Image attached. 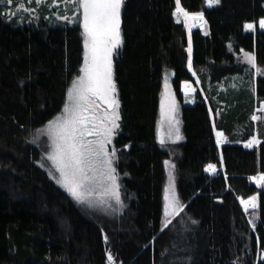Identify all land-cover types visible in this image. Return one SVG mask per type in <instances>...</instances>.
<instances>
[{"label":"trees","instance_id":"1","mask_svg":"<svg viewBox=\"0 0 264 264\" xmlns=\"http://www.w3.org/2000/svg\"><path fill=\"white\" fill-rule=\"evenodd\" d=\"M205 4L181 0L187 11L204 15V29L187 32L183 21L173 19L175 0L123 1L122 44L113 64L120 120L112 146L124 200L109 220L73 201L28 141L30 130L65 101L83 60L82 25L44 19L15 24L0 15V264H108V253L119 264H234L235 242L249 231L239 199L255 193L252 231L261 255L264 183L250 178L264 174V138L244 147L251 135L241 132L252 126L250 114L264 99V29L258 24L264 0ZM246 22L255 30H245ZM238 49L252 53L263 68L254 87L240 77L237 89L212 87L209 94L207 78L217 80L211 73L216 69L232 74ZM164 65L173 71L183 137L176 187L189 225L178 235V223L163 227L161 218L165 150L156 140V118ZM194 77L207 100L198 93L182 104L179 84ZM216 131L225 137L220 143ZM210 163L214 172L205 170Z\"/></svg>","mask_w":264,"mask_h":264},{"label":"snow or ice","instance_id":"2","mask_svg":"<svg viewBox=\"0 0 264 264\" xmlns=\"http://www.w3.org/2000/svg\"><path fill=\"white\" fill-rule=\"evenodd\" d=\"M4 2V0H0ZM12 4L13 0H6ZM78 7L82 9L83 19L81 25L84 35V59L80 74L72 80L67 89V100L62 113L53 120L48 121L46 131L51 141V151L47 159L52 161L59 177L56 182L63 186L67 192L78 202L93 206L95 201L90 199L94 194L100 196V203H106V198H114L116 204H121L119 185L116 181V168L113 159L116 150H108L115 129L119 128L120 102L117 98L116 83L113 79V53L121 46V6L123 0H77ZM209 7L219 4L220 0H206ZM40 4L41 0H35ZM23 11L27 7L17 5ZM15 15V13H13ZM172 15L177 22L183 18L184 26L191 29L189 21H204L202 12H189L181 6V0H175V10ZM67 20L68 18L62 17ZM206 23V21H205ZM259 28L264 29V18L258 22ZM245 30H255V23L246 22ZM188 67L192 69L191 39L188 46ZM245 58L253 67L256 66L255 56L245 52ZM259 71V69H257ZM199 81H197L198 83ZM183 91L188 95L192 89L188 81L183 82ZM164 98L161 100V118L168 121V139L180 140L179 120L175 113L177 105L174 94L169 90L167 78L164 81ZM103 106V107H102ZM253 120L257 117L253 116ZM219 137L222 132L216 133ZM161 145L165 137L159 135ZM252 137L246 147L258 143ZM125 147H128L125 145ZM166 166L174 168L169 161ZM206 171H215L216 165L208 164ZM172 172L169 171V186L164 190V213L171 216L181 211L184 205L180 202L173 185ZM250 179L257 183H264V174ZM257 196L241 199L245 211L251 207H258ZM170 222V221H169ZM195 223V221H193ZM251 223V221H250ZM166 226V225H165ZM255 227V225H253ZM105 242L108 237L104 236ZM108 264H115L111 253L107 256Z\"/></svg>","mask_w":264,"mask_h":264},{"label":"rangeland","instance_id":"3","mask_svg":"<svg viewBox=\"0 0 264 264\" xmlns=\"http://www.w3.org/2000/svg\"><path fill=\"white\" fill-rule=\"evenodd\" d=\"M125 1V0H123ZM205 5H208L206 0H205ZM17 5H21L22 7H27L29 11H23L22 8H18ZM217 5V4H216ZM175 10V9H174ZM201 12V11H198ZM15 13V15H13ZM0 15L4 17L6 21H9L11 23L15 24H21V23H37L40 19H44L49 22H66V23H72V22H79L81 25V21L83 19L82 16V9L78 7V2L77 0H41L40 4H36L35 0H13L12 4H7L6 0L4 2H0ZM67 17L68 19H62V17ZM173 19L177 21L176 17L173 16ZM180 21H183V18H181ZM184 23V21H183ZM189 24H191V29L192 28H199V29H204V21H196L194 23L193 21H189ZM190 29V30H191ZM187 32L190 30L186 28ZM82 33H83V27H82ZM83 44H84V35H83ZM84 48V45H83ZM239 51L235 54L234 59V72L230 75H225L221 72L220 69H216L215 71H212V75L215 77L219 76V78L216 80H212V82H209L210 78H207L206 82V88L207 92L210 94L211 88L214 87V91H227L229 89H237L238 87V80L240 77H244L246 82L248 80L249 83H252L253 87L255 85V79L258 77L263 72V68L259 65L253 67L251 64L248 63L247 59L245 58L244 53L246 51L238 49ZM117 51V50H116ZM116 51L113 53V64H114V58ZM250 53V52H249ZM83 59H84V52H83ZM83 65V60L82 63L74 75L73 79L77 75L80 74L79 70L81 66ZM259 69V71H257ZM165 78L168 80L169 84V90L174 94L176 105H177V111L175 113L176 119L179 120V129H180V135L182 136L181 132V118H180V103L179 100L177 99L173 88H172V78H173V71L170 67L164 65L162 69V74H161V88L159 91V104H158V112H157V118H156V140L158 143H160L159 138H158V133L159 135H162L165 137V143L164 145H161V147L165 150V161H169L171 165H175L174 168H170V166H166L164 163V171H165V177H164V183H163V203H162V226L165 227L170 223L177 222L179 227L181 228H176V234L178 235L179 233H183L185 231V228H183L186 223L189 225V218L184 212V209L179 211L177 214L171 215V216H165L164 213V190L169 186V171L172 172L173 176V185L175 192L182 203L179 194L177 192V168H176V160L179 155V149H178V143L183 139L180 140H175L173 139H168L167 138V132H168V121L163 120L161 118V100L164 98V81ZM72 79V80H73ZM114 79V75H113ZM238 79V80H237ZM71 80V82H72ZM115 81V80H114ZM188 81L191 84L192 89L194 91H191L188 95L185 94L183 91V82ZM198 78L194 77V80H183L179 84V94L182 96L181 103L182 104H190L192 100L188 98V96H196L198 93L203 96L204 100L206 99V93L205 88L200 85V82ZM71 82L68 86V88L71 86ZM212 95V94H211ZM183 96L186 97L183 99ZM118 98V96H117ZM67 100V93H66V98L64 103ZM64 103L61 107V109L53 116L51 117L48 121L53 120L55 117L59 116L62 113ZM256 108L251 112L249 121L252 126H245V129L242 130L241 134L244 135H251L247 140L242 141V145H244L245 141H249L252 139V137H256L258 140V136L261 138H264V99L256 102ZM103 107V106H102ZM120 113V112H119ZM256 116L257 119L253 120L252 117ZM47 122L41 124L40 126H37L33 129L30 130L29 135H28V141L37 145L40 149V163L42 166L45 168L47 173L50 175L52 179L57 180L59 177V173L56 171L55 166L53 165L52 161L47 159V154L48 152L51 151V141L46 133L45 128L47 125ZM117 132V129H115L114 135L115 136ZM219 132V131H216ZM112 137V139H113ZM218 139V137H217ZM220 141H223L225 137L222 135L219 137ZM108 150L111 151L113 149L112 146V141L111 144L108 146ZM246 147V146H245ZM113 166L115 167L114 164V159H113ZM116 168V167H115ZM116 181L120 187V181H119V174L116 169ZM259 177V175H253V177ZM256 182V181H255ZM57 183V182H56ZM58 184V183H57ZM256 184H259L256 182ZM60 185V184H58ZM61 186V185H60ZM66 192L67 190L61 186ZM120 192V190H119ZM68 193V192H67ZM122 192L120 193V199H121V204H116L114 198H106V203H100V196L98 194H94L90 199L95 201L93 206H89L87 203H80L76 199H74L69 193V197L75 201L76 203L80 204L83 208H85L86 211H88L90 214H92L95 217H99L102 219L109 220L111 217L115 216L117 212H119L122 208L123 200L121 196ZM257 196V194H253ZM250 195V196H253ZM240 198L239 199V204L242 208V210L245 213V218H246V223L247 227L250 231H247L244 236H240L241 240H236L235 242V249L233 251V261L234 264H256L258 259L261 258V255L259 254V248L257 246V237L255 233H253L252 229H254L253 225L257 221L258 218V210L257 208L252 209L251 207L248 208V211L246 212L244 209V206L241 204V199H248V197ZM183 204V203H182ZM170 221V222H169ZM251 221V223H250ZM181 229V230H179ZM178 232V233H177ZM183 236V235H182ZM119 264V263H115Z\"/></svg>","mask_w":264,"mask_h":264},{"label":"water","instance_id":"4","mask_svg":"<svg viewBox=\"0 0 264 264\" xmlns=\"http://www.w3.org/2000/svg\"><path fill=\"white\" fill-rule=\"evenodd\" d=\"M250 23H251V22H250ZM217 201H219V199H218ZM261 259H262V260L264 259V251H262V253H261Z\"/></svg>","mask_w":264,"mask_h":264},{"label":"bare ground","instance_id":"5","mask_svg":"<svg viewBox=\"0 0 264 264\" xmlns=\"http://www.w3.org/2000/svg\"><path fill=\"white\" fill-rule=\"evenodd\" d=\"M194 23H196V21L194 22ZM212 108V107H211ZM212 110V109H211ZM213 113H214V111H213Z\"/></svg>","mask_w":264,"mask_h":264},{"label":"built area","instance_id":"6","mask_svg":"<svg viewBox=\"0 0 264 264\" xmlns=\"http://www.w3.org/2000/svg\"><path fill=\"white\" fill-rule=\"evenodd\" d=\"M244 145H246V143H244Z\"/></svg>","mask_w":264,"mask_h":264}]
</instances>
